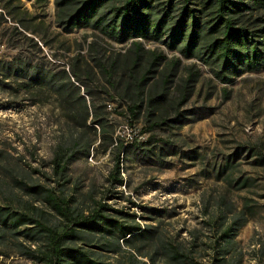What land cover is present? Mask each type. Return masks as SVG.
<instances>
[{
  "label": "rangeland",
  "instance_id": "obj_1",
  "mask_svg": "<svg viewBox=\"0 0 264 264\" xmlns=\"http://www.w3.org/2000/svg\"><path fill=\"white\" fill-rule=\"evenodd\" d=\"M237 1L249 5L241 22L264 34V0ZM138 41L140 49L91 28L66 32L57 22L55 0H0V205L23 213L32 212L30 205L51 211L24 187L43 185L61 195L51 159L77 132L66 105L79 106L84 97L88 145L69 164L63 185L71 204L89 210L101 202L134 215L208 264L218 250L216 236L229 222L220 224L225 196L235 213L244 212L225 261L264 264V70L225 83L196 57ZM8 62L28 74L34 68L48 74L49 87L28 89L27 78L4 76ZM134 103L140 108L133 119L128 107ZM117 165L121 185L110 181ZM27 244L34 249L39 240ZM143 245V251L152 247ZM132 252L146 260L124 247L104 261L130 264ZM0 264L39 263L10 244L0 246Z\"/></svg>",
  "mask_w": 264,
  "mask_h": 264
},
{
  "label": "trees",
  "instance_id": "obj_2",
  "mask_svg": "<svg viewBox=\"0 0 264 264\" xmlns=\"http://www.w3.org/2000/svg\"><path fill=\"white\" fill-rule=\"evenodd\" d=\"M55 1L57 22L66 32L91 28L118 44L130 41L137 49L141 47L140 39L160 42L171 50L178 49L186 58L196 57L212 65L215 76L225 83L244 72L264 70V34L254 33L241 22L243 11L249 5L237 0ZM260 1L255 0L252 4H262ZM114 65L115 62H111L109 66ZM3 70L6 77L27 78L28 89L42 85L49 87V75L39 69L34 68L28 74L27 69L8 62ZM145 80L146 73L138 83ZM62 86L57 89L59 94ZM79 100V106L66 105L67 117L72 121L71 127L77 129L76 135L59 144L51 159L61 195L43 185L24 187L28 193L41 196L50 212L30 205L32 212L23 213L13 210L10 205H0V246L11 244L19 254L35 258L39 264H114L104 259L109 258L108 254L123 251L124 247L134 249L146 258L139 260L136 253H129L130 264H204L196 259L191 247L161 238L156 227L140 225L134 215L111 209L101 202L87 210L79 204H71L72 197H65L63 185L69 180L68 166L88 145L84 128L89 114L85 98ZM139 108L138 103L128 107L133 119ZM165 121H154L151 127ZM118 168L119 165L111 173L113 185L122 184ZM219 205L220 224L228 219L229 222L216 236L214 246L218 250L208 264H235V261L226 262L224 253L231 245L233 232L243 225L244 212L235 213L234 204L225 196L220 198ZM51 217L55 219L53 223ZM33 239L39 240L34 249L27 244ZM146 241L152 243L149 251L142 249ZM86 246H94L97 251Z\"/></svg>",
  "mask_w": 264,
  "mask_h": 264
}]
</instances>
